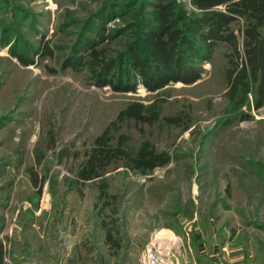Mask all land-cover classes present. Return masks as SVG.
<instances>
[{"label": "rangeland", "instance_id": "1", "mask_svg": "<svg viewBox=\"0 0 264 264\" xmlns=\"http://www.w3.org/2000/svg\"><path fill=\"white\" fill-rule=\"evenodd\" d=\"M105 1L0 0V208L12 202L8 214L13 236L24 232L28 245L20 248L31 262L39 261L40 202L49 206L47 217L63 204L74 205L72 213L59 215L54 237L86 233L92 238L93 220L87 227L85 218L91 217L93 202H99V220L118 218L122 232L120 253L111 258L116 264H138L139 253L159 229L155 224L179 213H196L197 222L213 221L216 232L223 229L225 240L237 231L263 237L264 104L254 108L250 94L239 109L225 96L223 44L202 61L196 82H173L155 91L142 84L129 92L97 86L87 69H63L60 55L29 65L15 55L33 56L43 35L63 48L72 46L87 30V18ZM189 1L181 0L187 10L192 8ZM121 10L115 9L116 18L106 22L103 32L124 24L127 17H120ZM133 101L150 106L159 117L153 123L127 119L121 130L131 136L134 150L144 145L166 150L170 162L146 171L111 166L102 178L78 183L77 170L94 137ZM244 113L251 117L242 118ZM103 182L107 196L100 198ZM18 207L20 219L14 226ZM73 215L85 223L79 222L71 233L63 222ZM60 244L61 257L66 256L65 246L70 244L64 246L62 238ZM80 244V261L88 264L84 252L90 251L91 261L98 252L94 254L93 244L91 248L83 240Z\"/></svg>", "mask_w": 264, "mask_h": 264}, {"label": "trees", "instance_id": "2", "mask_svg": "<svg viewBox=\"0 0 264 264\" xmlns=\"http://www.w3.org/2000/svg\"><path fill=\"white\" fill-rule=\"evenodd\" d=\"M189 3L190 10L181 0H107L87 18V30L72 46L63 48L43 35L32 50L33 56L15 55L25 65L38 58L53 59L60 55L59 64L63 69H87L97 86L129 92L142 84L155 91L173 82H196L202 74V61L209 59L223 44L227 58L225 96L240 109L248 103L251 94L254 108H261L264 104V0H190ZM117 8L122 9L120 17H127L124 24L109 33L103 32L106 22L116 18ZM87 31L94 36H88ZM158 117L156 110L140 101L122 108L94 137L79 165L76 181L102 178L111 166L146 171L169 163L171 157L166 150L159 151L148 145L134 150L131 136L121 130L127 119L153 123ZM250 117L249 113L242 115L244 119ZM33 183L37 185L36 178ZM106 186V182L101 184L100 198L107 196ZM94 208L99 217L101 212L96 210L99 202H95ZM99 223L105 232L108 253L117 256L123 242L118 218L110 221L100 218ZM7 254L8 249L1 242L0 264L7 263ZM93 261L104 263L99 256Z\"/></svg>", "mask_w": 264, "mask_h": 264}, {"label": "crops", "instance_id": "3", "mask_svg": "<svg viewBox=\"0 0 264 264\" xmlns=\"http://www.w3.org/2000/svg\"><path fill=\"white\" fill-rule=\"evenodd\" d=\"M26 203L31 206V203ZM10 204H12V202H7V204L4 203L2 205L3 209L0 208V243L3 242L7 247V256L13 257L18 263L87 264V262L81 263L80 261V241L83 240L86 247L91 248V244H93L92 246H94L95 248L94 254L98 252L94 257H102V260L104 261V263H95L94 261H91L90 251L87 250L86 252H84V256L82 257L85 258L86 261H88V264H112V256L108 253V247L105 244V232L99 225L100 220L98 216V221L96 220L94 208L95 202H93L92 206L90 207V212H92L91 217L86 216L85 218L87 224L82 221L88 227V225L91 224L90 218H92L93 228L96 232V234H94V238L88 236L86 233H83L82 236H65V234L60 235V233H56L57 235H55L54 237L55 230L60 226L59 217L64 212L66 213L71 211L70 213H72L74 211L72 209L74 205H72L71 208H68L69 204H63L60 209L57 208L56 210H54L55 212L57 211V214L55 213L52 214L51 217H47L49 206L47 205V202H40V207L38 206V209L40 217L43 221L41 220L42 226L40 230V242L38 251L39 261L37 263L31 262L29 256L27 255V251H25L22 247L20 248L21 245H24L26 243L25 233L23 232V235H19L18 237L13 236L14 229L12 227L13 225H11L10 223V216L8 214V208L10 207ZM25 204H23V207H28ZM19 207L13 217V219L15 220L14 226H16L17 222H19L20 219L19 216L21 208ZM4 208L6 209L4 210ZM30 210L32 211V209ZM69 216H71V214ZM69 216L66 221L63 222V225L65 230L69 228L71 233H73L75 229L78 230L79 222L81 221L79 219V215H73L72 217ZM73 217H75V222H71V219ZM197 219L198 216L196 213H194V215H182L179 213L177 214V217H173L170 220L162 219L158 221V224H155L157 226L155 227V229L168 228L179 233L185 232L186 230L189 231L188 237L184 238L183 250L179 255V264H264V236L251 237L249 234H247V236H244L237 231L235 233L236 235H233L229 237V239L225 240L223 229L221 228L219 232H216L212 225L213 221H209V219L203 221V218H201V220L197 222ZM18 227L21 228V226ZM96 229H99V233L96 231ZM15 234L18 235L16 231ZM61 238L63 240L64 246L66 244H70V246H67V248L65 246V249L67 250H64L66 256H63L64 254L62 255V257L64 258L61 257V252H59V249L61 248ZM90 240L92 241V243H90ZM54 243L56 244L55 247ZM26 244L25 246H28ZM142 251L138 255V264H140L139 257ZM64 259L66 260V262H64ZM6 260V264H10L8 261H12V259L8 260L7 257ZM108 260L110 261V263H108ZM12 264H14L13 261ZM121 264H125V262H122Z\"/></svg>", "mask_w": 264, "mask_h": 264}, {"label": "built area", "instance_id": "4", "mask_svg": "<svg viewBox=\"0 0 264 264\" xmlns=\"http://www.w3.org/2000/svg\"><path fill=\"white\" fill-rule=\"evenodd\" d=\"M188 235V230L182 233L168 228L155 230L139 257L140 264H179L184 238Z\"/></svg>", "mask_w": 264, "mask_h": 264}]
</instances>
